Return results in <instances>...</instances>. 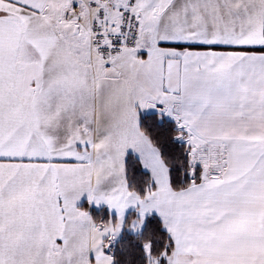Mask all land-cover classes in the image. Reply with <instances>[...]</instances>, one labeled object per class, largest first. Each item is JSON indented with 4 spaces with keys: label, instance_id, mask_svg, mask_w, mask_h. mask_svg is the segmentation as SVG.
I'll use <instances>...</instances> for the list:
<instances>
[{
    "label": "snow or ice",
    "instance_id": "snow-or-ice-1",
    "mask_svg": "<svg viewBox=\"0 0 264 264\" xmlns=\"http://www.w3.org/2000/svg\"><path fill=\"white\" fill-rule=\"evenodd\" d=\"M0 264H264V0H0Z\"/></svg>",
    "mask_w": 264,
    "mask_h": 264
}]
</instances>
